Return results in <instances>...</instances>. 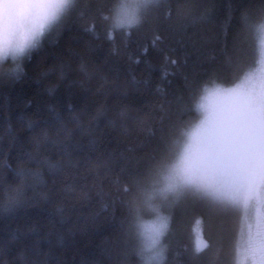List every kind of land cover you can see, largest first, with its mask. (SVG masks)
I'll list each match as a JSON object with an SVG mask.
<instances>
[{"label":"trees","instance_id":"obj_1","mask_svg":"<svg viewBox=\"0 0 264 264\" xmlns=\"http://www.w3.org/2000/svg\"><path fill=\"white\" fill-rule=\"evenodd\" d=\"M118 2L75 0L19 66L0 69V264H236L244 219L233 190L213 177L210 191L188 185L161 204L157 188L204 85H231L254 66L264 0H213L211 17L196 19L182 15L185 0H153L117 26ZM68 102L83 122H69L70 155L43 140L37 149L40 128L63 139L45 119L50 103L66 113ZM11 185H22V202L7 211ZM158 210L162 254L143 228Z\"/></svg>","mask_w":264,"mask_h":264},{"label":"rangeland","instance_id":"obj_2","mask_svg":"<svg viewBox=\"0 0 264 264\" xmlns=\"http://www.w3.org/2000/svg\"><path fill=\"white\" fill-rule=\"evenodd\" d=\"M151 1L119 0L115 15L120 9L123 17V10L131 8L133 3L139 15ZM46 3H59L60 7L52 11L40 31L33 34L23 49H15L11 40L18 22L43 11L38 6ZM74 3L75 0H0V37L7 30L10 40L6 58L0 59V69L6 63L11 64L7 68L19 66L22 58L41 39L60 26L62 17ZM257 51L251 70L235 83L224 85L216 96L211 117L206 118L198 104V118L176 149L173 163L164 171V183L161 178L157 188L161 204L173 202L188 185H201L198 187L204 186L210 191L213 177L226 190H233L238 195L244 219L236 264H264V22L259 32ZM156 215L143 228L148 237H159L156 247L162 254L165 246L162 235L167 226V216H161L159 210ZM193 230L198 242H201L199 219Z\"/></svg>","mask_w":264,"mask_h":264},{"label":"snow or ice","instance_id":"obj_3","mask_svg":"<svg viewBox=\"0 0 264 264\" xmlns=\"http://www.w3.org/2000/svg\"><path fill=\"white\" fill-rule=\"evenodd\" d=\"M186 7L183 9L182 15L186 17H190L192 19H196L198 16L199 18H210L215 4L213 0H185ZM109 36H111V32H109ZM3 40V37H0V41ZM87 72V69L84 68V65L81 64L80 66ZM63 76V71L61 72ZM132 82L136 83L135 77H132ZM55 87V86H54ZM51 90V89H50ZM166 101L162 100L159 107L163 108ZM67 112L62 113L57 104L50 103L48 105L49 111L52 113L54 119L51 121H47L45 119V123L49 126H54L57 128L59 133H63V139H51L48 136V128L43 127L35 131L33 139L36 148L40 147L41 140L45 142H50L52 147L55 148L57 151L63 152L65 155H70L72 151V141H71V134L73 132V127H69V122H74V126L76 128H82L83 122L81 121V113L78 111L73 110L74 105L71 102L67 103ZM99 112V109L97 110ZM91 119L95 120L96 116H92ZM40 121L28 119L27 124L25 125L29 129H36L37 125ZM12 139L16 140L15 133L12 134ZM94 142V141H93ZM131 149L132 146L129 145ZM30 156L32 155L31 152L28 153ZM123 155V153H121ZM44 161L47 163L48 168L52 171L57 170L60 167L59 161L51 160L47 156L43 157ZM23 169L18 171V174L23 173ZM22 193L23 187L22 185H11L9 186V195L8 198L3 202V207L7 211H13L17 208V206L22 202ZM107 208V205H105ZM12 239V238H10ZM0 248H5L3 242H0ZM32 264H38V262L33 261Z\"/></svg>","mask_w":264,"mask_h":264},{"label":"clouds","instance_id":"obj_4","mask_svg":"<svg viewBox=\"0 0 264 264\" xmlns=\"http://www.w3.org/2000/svg\"><path fill=\"white\" fill-rule=\"evenodd\" d=\"M43 11L33 14L31 17L18 22L15 28V34L11 40L12 46L17 49H23L26 43L31 39L34 33L40 31L41 26L45 23L52 11L60 7L59 3H46L38 6ZM124 16L121 15V10L118 9L115 15V23L119 26L121 23H135L138 20V10L133 3L131 8L124 9ZM10 40L7 30L0 41V59L6 58L5 54L9 51ZM235 87V86H233ZM224 86L219 83L205 84L204 91L201 94L199 105L204 110L205 117H211L213 103L217 95L221 93Z\"/></svg>","mask_w":264,"mask_h":264}]
</instances>
